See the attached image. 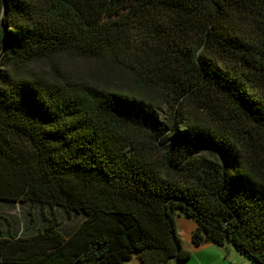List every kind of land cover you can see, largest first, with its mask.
Instances as JSON below:
<instances>
[{
    "label": "trees",
    "instance_id": "1",
    "mask_svg": "<svg viewBox=\"0 0 264 264\" xmlns=\"http://www.w3.org/2000/svg\"><path fill=\"white\" fill-rule=\"evenodd\" d=\"M178 215L264 264V0H0V264L183 262Z\"/></svg>",
    "mask_w": 264,
    "mask_h": 264
},
{
    "label": "crops",
    "instance_id": "2",
    "mask_svg": "<svg viewBox=\"0 0 264 264\" xmlns=\"http://www.w3.org/2000/svg\"><path fill=\"white\" fill-rule=\"evenodd\" d=\"M177 217L181 221L184 218V215H178ZM188 222L190 224V230L188 236L183 237V247L185 250L190 251L191 259L195 260L196 258L197 263L171 262L168 264H254L248 259H246L244 256H242L235 249V247L229 243L225 244L224 246H219L215 243H204L201 246H195L192 242V235L197 225L196 223H192V221Z\"/></svg>",
    "mask_w": 264,
    "mask_h": 264
},
{
    "label": "rangeland",
    "instance_id": "3",
    "mask_svg": "<svg viewBox=\"0 0 264 264\" xmlns=\"http://www.w3.org/2000/svg\"><path fill=\"white\" fill-rule=\"evenodd\" d=\"M28 208L23 206V205H20V204H16V205H11L9 207H5L4 208V212L5 214L7 215L8 218H10V220L12 222H16L17 224H25V216L27 215L28 213ZM177 227H178V234L182 240V243H183V237H186L188 236L189 234V230H190V224L188 221H192V223H196L193 219H190L186 216H184V218L180 221V219L177 217ZM173 263H176V261H172ZM185 263H197V259L195 258V260L191 259V256H190V259L189 260H186V261H183ZM131 264H135V263H139L138 259L136 257H134V259L129 262ZM171 263V262H170Z\"/></svg>",
    "mask_w": 264,
    "mask_h": 264
}]
</instances>
